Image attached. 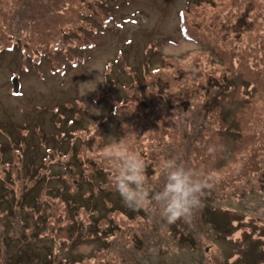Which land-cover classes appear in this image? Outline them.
<instances>
[{
    "label": "rangeland",
    "instance_id": "1",
    "mask_svg": "<svg viewBox=\"0 0 264 264\" xmlns=\"http://www.w3.org/2000/svg\"><path fill=\"white\" fill-rule=\"evenodd\" d=\"M34 10L71 39L52 41L50 59L0 53V264L17 244L39 257L20 264H264V0ZM120 140L148 161L153 185L163 158L203 175L190 215L130 216L104 156Z\"/></svg>",
    "mask_w": 264,
    "mask_h": 264
},
{
    "label": "clouds",
    "instance_id": "2",
    "mask_svg": "<svg viewBox=\"0 0 264 264\" xmlns=\"http://www.w3.org/2000/svg\"><path fill=\"white\" fill-rule=\"evenodd\" d=\"M104 156L112 162L114 186L124 204L133 209L151 206L169 224L190 215L209 186L201 173L176 157L161 160L162 183L153 185L147 176L148 161L123 140L110 146Z\"/></svg>",
    "mask_w": 264,
    "mask_h": 264
},
{
    "label": "trees",
    "instance_id": "3",
    "mask_svg": "<svg viewBox=\"0 0 264 264\" xmlns=\"http://www.w3.org/2000/svg\"><path fill=\"white\" fill-rule=\"evenodd\" d=\"M58 4L61 5V0H12L7 2L2 1L0 4V53L19 49L23 52V54L26 53L24 55H26L29 60H32L34 55H37L36 59L38 60L40 59L41 54L47 56V58L49 59L53 55H56L54 52V47L51 45V42L62 39H66L69 41L71 39V31H69V29L65 27L64 23H53L52 15L47 16L49 22L46 24V26H43L38 21L33 19L32 13L35 12L34 8L36 7L57 6ZM183 11L184 10H182L180 13V24L183 22ZM83 15L84 14H81L79 16L81 17ZM84 17L88 16L85 15ZM48 28H51L54 33L50 35H45L44 31H46ZM38 29L40 30V32H42V35H39ZM182 34L184 37H190V34L186 30H184ZM81 46L82 44L80 45V47ZM48 47L50 48V51L47 49ZM58 65L64 66L63 63H53V66ZM55 68L56 70L58 69V67ZM25 145V149H27L28 145ZM71 150L74 151V148H72ZM74 152H76V149ZM39 169H44L46 172L49 171L48 175L52 176L51 169H48L42 165L39 167ZM44 174L46 173H42V175ZM20 178H24L23 172ZM17 181L23 182V180L20 179H17ZM206 197H208V195ZM26 199L29 205H34V209H37V204L39 203L37 201V195L35 203H33L32 197L27 196ZM5 202L7 203L6 200ZM94 210L97 209L94 208ZM139 210L140 209L130 208V211L132 213L130 216H132L136 211ZM24 223L25 222L23 221L22 224ZM228 224L226 223V226L229 229L230 226H228ZM10 229L7 231V233L10 232ZM12 244L13 243H11V245ZM19 246L20 244L15 245L16 248H14L13 250L14 253L10 254V251L8 254H5L3 256L5 259L3 264H20L25 260H30V263H34L35 258L37 259L36 262L39 261V257H35L36 253L34 251H27L23 249L22 251H20ZM11 247L13 248V246ZM41 260L42 262H40V264H54V260H52L50 256H45L44 258H41Z\"/></svg>",
    "mask_w": 264,
    "mask_h": 264
},
{
    "label": "water",
    "instance_id": "4",
    "mask_svg": "<svg viewBox=\"0 0 264 264\" xmlns=\"http://www.w3.org/2000/svg\"><path fill=\"white\" fill-rule=\"evenodd\" d=\"M13 79H14V78H13ZM13 82H14V90H16V89H17V86H18L17 79L15 78V79L13 80Z\"/></svg>",
    "mask_w": 264,
    "mask_h": 264
}]
</instances>
